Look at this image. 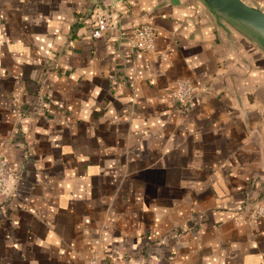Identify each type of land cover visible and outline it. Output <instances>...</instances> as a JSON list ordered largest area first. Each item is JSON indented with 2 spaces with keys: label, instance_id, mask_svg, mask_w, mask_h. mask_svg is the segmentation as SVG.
Segmentation results:
<instances>
[{
  "label": "crops",
  "instance_id": "0c3cea01",
  "mask_svg": "<svg viewBox=\"0 0 264 264\" xmlns=\"http://www.w3.org/2000/svg\"><path fill=\"white\" fill-rule=\"evenodd\" d=\"M0 155V264H264V51L198 0H0Z\"/></svg>",
  "mask_w": 264,
  "mask_h": 264
},
{
  "label": "built area",
  "instance_id": "2783aa9c",
  "mask_svg": "<svg viewBox=\"0 0 264 264\" xmlns=\"http://www.w3.org/2000/svg\"><path fill=\"white\" fill-rule=\"evenodd\" d=\"M96 31L98 33L107 30L110 26L111 14L107 11L97 12L93 16ZM156 33L154 28L149 23H141L134 27L130 45L132 49L151 54L155 51ZM196 92L194 85L187 80H177L174 84L171 96L179 104L186 103ZM7 162L6 159L0 155V200L3 197L7 184ZM264 218V200L256 202L251 209L244 215H237L234 220L236 222H243L248 225L256 224L259 220ZM102 258L97 254H92L87 264H101ZM119 264H135L131 260L123 261Z\"/></svg>",
  "mask_w": 264,
  "mask_h": 264
},
{
  "label": "water",
  "instance_id": "95a60500",
  "mask_svg": "<svg viewBox=\"0 0 264 264\" xmlns=\"http://www.w3.org/2000/svg\"><path fill=\"white\" fill-rule=\"evenodd\" d=\"M213 16L247 36L264 51V10L244 0H198ZM206 89H201L203 93Z\"/></svg>",
  "mask_w": 264,
  "mask_h": 264
}]
</instances>
